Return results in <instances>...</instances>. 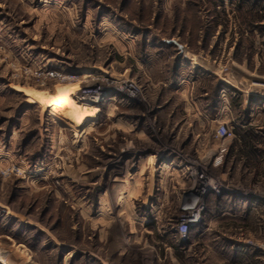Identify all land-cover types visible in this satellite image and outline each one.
<instances>
[{
  "label": "rangeland",
  "instance_id": "1",
  "mask_svg": "<svg viewBox=\"0 0 264 264\" xmlns=\"http://www.w3.org/2000/svg\"><path fill=\"white\" fill-rule=\"evenodd\" d=\"M219 4L0 0V168L19 164L29 173L0 176V264H264L256 249L264 243V158L255 173L237 154L223 168L224 153L213 170L219 155L212 162L174 144L144 82L124 75L133 61L120 65L135 30H148L145 39L174 37L193 53H207L218 37L213 54L224 72L264 96V0ZM43 68L128 81L141 97L102 84L107 104L91 124L98 106L84 118L91 110L71 98L78 86L46 96L24 74ZM63 96L70 109L57 112L53 101ZM256 124L264 135V117ZM192 160L223 191L206 199L201 224L183 241L175 229L195 179L173 170Z\"/></svg>",
  "mask_w": 264,
  "mask_h": 264
},
{
  "label": "crops",
  "instance_id": "2",
  "mask_svg": "<svg viewBox=\"0 0 264 264\" xmlns=\"http://www.w3.org/2000/svg\"><path fill=\"white\" fill-rule=\"evenodd\" d=\"M229 4L235 6V0H220L219 5L228 8ZM147 31L135 30V39L129 36L124 38L127 48L121 50L120 65L126 68L122 58L133 61L134 72L126 68L124 75L133 74L144 82L150 99L155 102L157 114L163 121V131H175L172 136L174 144L189 153L212 159V162L213 158L220 154L221 148L227 145L223 168L228 166L230 156L237 154L245 164L255 168L253 171L256 173V168L258 169L264 158V151L259 148L264 144V135L258 132L261 129H258L256 124L264 117V96L259 97L243 90L244 86L243 89L240 88L236 79L224 72L218 56L214 57L213 54V49L221 47L218 37L207 53H193L188 45L174 37L145 39ZM172 41L185 47L186 51L182 53ZM241 99L242 105L239 104ZM68 101L70 98L66 96L57 97L53 101L56 103L55 111H61V108L70 109V105L63 107ZM128 104L126 101L121 106ZM95 110L94 108L84 112V118L94 115ZM89 122L93 124L94 120ZM223 123L234 129V132L236 128L243 131L254 129L261 137L256 146L259 150L257 159L249 161L247 156L240 152L243 143L236 135L225 141L215 137L218 125ZM174 162L175 157L170 163ZM212 169L216 170L218 166L212 164ZM173 173L187 177V172L182 166H177Z\"/></svg>",
  "mask_w": 264,
  "mask_h": 264
},
{
  "label": "built area",
  "instance_id": "3",
  "mask_svg": "<svg viewBox=\"0 0 264 264\" xmlns=\"http://www.w3.org/2000/svg\"><path fill=\"white\" fill-rule=\"evenodd\" d=\"M223 70L226 71L224 68ZM24 74L28 76L29 80L35 81L39 87L48 90L42 94L46 96L52 97L60 90H73L78 86V89L73 90L75 101L81 102L84 98L91 97L93 98L91 106H98L97 108L99 111L92 117L93 120L99 117L100 109L107 104L109 92L103 88L102 84L118 86L116 89L126 94L129 98L137 99L141 97V91L136 84L111 77L85 80L81 76L82 73L65 72L56 69L50 70L48 68L39 70L30 69L29 72ZM50 83L57 84L58 89L52 91L49 90V88L46 89ZM14 90L26 94L21 88L15 87ZM46 110H48V108ZM262 111L264 112V104L262 105ZM48 115L53 117L50 111H48ZM92 119L90 118L89 120L91 121ZM215 137L221 141L232 139L235 137L234 130L229 128L225 123L219 124L215 132ZM226 150L227 148L224 146L221 148L219 156L216 157L214 161L215 166L220 165ZM190 163L191 164L187 165L185 169L188 175L195 180L193 185L183 194L182 206L180 208L182 216L175 229L176 233L180 235L183 241L188 238L191 228L201 224L203 214L206 210V199L211 195L218 197L223 191L222 185L214 180H210L206 176L208 168L205 165H202L200 162H195L194 160ZM28 174L27 170L23 169L19 164H10L7 167L0 168V176L5 179L10 177L26 178ZM256 249L262 252L264 258V243L260 246H256Z\"/></svg>",
  "mask_w": 264,
  "mask_h": 264
},
{
  "label": "trees",
  "instance_id": "4",
  "mask_svg": "<svg viewBox=\"0 0 264 264\" xmlns=\"http://www.w3.org/2000/svg\"><path fill=\"white\" fill-rule=\"evenodd\" d=\"M235 135L238 139L242 141L241 153H244L249 161L257 159L259 150L256 148L258 143H260L261 137L254 132V129L241 130L239 128L235 129Z\"/></svg>",
  "mask_w": 264,
  "mask_h": 264
},
{
  "label": "bare ground",
  "instance_id": "5",
  "mask_svg": "<svg viewBox=\"0 0 264 264\" xmlns=\"http://www.w3.org/2000/svg\"><path fill=\"white\" fill-rule=\"evenodd\" d=\"M94 78H91V79H85V80H93ZM71 95H72V98H73V100H74V102L77 104V105H79L82 109H84V110H92V109H94V108H96V106H94V105H92L91 106V101L93 100V98H91V97H86V98H84L81 102L80 101H75V99H74V93H71ZM95 101V100H94ZM0 261H2L3 263H4V261H3V258L2 259H0Z\"/></svg>",
  "mask_w": 264,
  "mask_h": 264
},
{
  "label": "water",
  "instance_id": "6",
  "mask_svg": "<svg viewBox=\"0 0 264 264\" xmlns=\"http://www.w3.org/2000/svg\"><path fill=\"white\" fill-rule=\"evenodd\" d=\"M172 43L177 45L182 53H184L186 51L185 47H183L182 45H179L176 41H172Z\"/></svg>",
  "mask_w": 264,
  "mask_h": 264
}]
</instances>
